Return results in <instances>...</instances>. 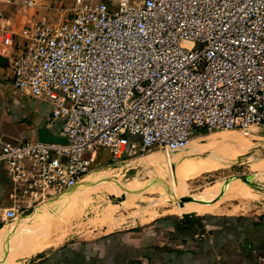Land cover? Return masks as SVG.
I'll use <instances>...</instances> for the list:
<instances>
[{
    "label": "built area",
    "instance_id": "2783aa9c",
    "mask_svg": "<svg viewBox=\"0 0 264 264\" xmlns=\"http://www.w3.org/2000/svg\"><path fill=\"white\" fill-rule=\"evenodd\" d=\"M22 35L16 91L50 102L68 142L0 137L6 223L74 188L103 150L117 163L184 151L196 130L264 129V0H74L71 18L43 13Z\"/></svg>",
    "mask_w": 264,
    "mask_h": 264
},
{
    "label": "crops",
    "instance_id": "0c3cea01",
    "mask_svg": "<svg viewBox=\"0 0 264 264\" xmlns=\"http://www.w3.org/2000/svg\"><path fill=\"white\" fill-rule=\"evenodd\" d=\"M26 1L0 0V137L13 144L37 140L42 125L61 134L63 124L53 119L50 102L17 93L13 62L24 51V29L33 26L43 13L52 20H66L73 6L71 0H35L37 7L31 8ZM101 156L107 159L109 154L103 150ZM215 159V155L210 158ZM9 187L0 166V246L14 235L10 241L19 245V255L15 252L18 246L8 253L23 257L24 264H254L264 253V204L251 212L209 211L217 197L215 191L209 192L211 198L191 199L184 207L179 204V216H164L146 227L106 232L54 247L55 229L48 225L53 216H33L54 198L18 219L23 221L15 228L2 229L4 210L10 205ZM187 214L195 216L186 219L183 215ZM39 238L47 242L41 243ZM0 264H5L1 257Z\"/></svg>",
    "mask_w": 264,
    "mask_h": 264
},
{
    "label": "rangeland",
    "instance_id": "374dc122",
    "mask_svg": "<svg viewBox=\"0 0 264 264\" xmlns=\"http://www.w3.org/2000/svg\"><path fill=\"white\" fill-rule=\"evenodd\" d=\"M71 6H74V0H71ZM67 8L65 6L64 9ZM71 14V11L67 12L69 15L67 18H71ZM263 141L264 129H254L250 135L240 131L207 133L204 130H196L187 149L178 153H171L172 155L166 154L163 150H155L144 156L125 158L117 163H110L108 159L100 156L88 174L106 177L103 186L89 191L79 204L74 203L73 200L82 194L80 186L56 198L54 197L53 202L55 199L64 197V195H69L72 201L66 204L59 214L66 221L62 222L64 225L62 230H54L51 245L57 247L67 242L92 239L106 232L146 227L152 225L160 217L179 216L177 208L181 199L211 198L216 195L217 197H213L210 203L209 211L241 213L254 211L264 204V173L261 174V169L258 171L253 168L256 163H244L235 160L228 162L229 164L226 163L225 166H213L214 164H211L213 161L219 162L221 160L217 154L210 150L198 154L192 150L194 147L205 148L211 144H219L227 147L226 153L222 155L223 160L236 156L240 157L238 153H243L247 149L252 150L251 156H260L263 159ZM166 155L170 156L171 159L167 158ZM212 155H215L217 159L210 160ZM161 156L164 158L162 161L165 167L164 171L171 176L170 160L174 163L176 161V165L177 163L184 164V170L193 171L195 175L178 178L174 181L165 180L167 185L158 184L157 181L161 176L159 171L147 163ZM244 179H249V181L245 182ZM135 180H143L142 182L147 180V182L144 187L132 192L133 194L126 193L125 189L129 188ZM250 182L254 185L253 191L248 195L241 194L239 189L247 188ZM211 191L216 193L210 196L209 192ZM182 196L186 197L182 198ZM49 203L50 201L44 206ZM17 220L2 224V229L4 226L15 228L23 221ZM48 225L52 227L54 225L53 220H50ZM13 237L14 235H11L8 241L0 246L1 262L24 264L25 259L23 257L18 256L20 259H17L14 254L11 256L8 253L13 251L15 246H18L15 248V252L19 255V245H14L10 241ZM28 259L30 258H26V260Z\"/></svg>",
    "mask_w": 264,
    "mask_h": 264
},
{
    "label": "bare ground",
    "instance_id": "6f19581e",
    "mask_svg": "<svg viewBox=\"0 0 264 264\" xmlns=\"http://www.w3.org/2000/svg\"><path fill=\"white\" fill-rule=\"evenodd\" d=\"M211 141H213V140H211ZM199 148L198 147H194L192 152L200 154V153L207 152L208 150H210L211 152L217 154L220 157L219 159H221V160L219 162L213 161V163H211V164H214L213 166H218V167L220 165H224L225 166L226 163L231 162V161H235V160L238 161V162L241 161V162H244V163H250V162L253 163L254 162L256 164L253 165V168L256 169V170L261 169V174L264 173V158L262 159L260 156H251L250 154H251L252 150H250V149H247V150L243 151V153H238V155L240 157L236 156L234 158H229L228 160L227 159L223 160V156L222 155L224 153H226V151H227V147L225 145L211 144L208 147H205V148L203 147V148H200V149ZM169 155H172V154H169ZM167 158L171 159L170 156L169 157L167 156ZM163 159L164 158L161 156V157H157L156 159H154L151 162L147 163L148 165H151V166L155 167L159 171L161 176H160V178L157 181L158 184L167 185L168 183L165 180L174 181V180H176L178 178L190 177L191 175H195V172H193V171L184 170V168H185L184 164H182V163L178 164L177 163V165H176L175 164L176 161L174 163L172 160H170V162H171V174H172V176H171L169 173L164 171L165 167L162 164V161H164ZM166 168H168V167H166ZM105 181H106V177H99V176H97V174L91 175V173H90V174H87L74 188H72L71 190L63 192L60 195H63L66 192L72 191L75 188H77V186H80V188L82 190V194L80 196H77V198L73 200L74 203H78L79 204V203L82 202L83 197L86 194H88L89 191L94 190V189H96V188H98L100 186H103L105 184ZM142 181L135 180L131 184V186H129V188L125 189L126 193L133 194L132 192H134L136 190H139L141 187H144L146 182H147V180H144V182H142ZM252 185L253 184L250 182V183H248L247 188L246 187L240 188L239 190H240L241 194L248 195L249 193H251V191H253V189H254V185L253 186ZM60 195H57V196H60ZM55 200H54V202L51 201L45 207H40L39 209H37L33 216L36 217V219L40 218V217H43L45 215L53 216V222H54L53 229L62 230L63 229L62 226H64L62 224V222H64L65 219L63 217H60L59 213L62 212V208L66 204H68L69 202L72 201V198L69 195L68 196L64 195V197L58 198L56 201ZM39 242L46 243L47 241L45 240V238H39Z\"/></svg>",
    "mask_w": 264,
    "mask_h": 264
},
{
    "label": "water",
    "instance_id": "95a60500",
    "mask_svg": "<svg viewBox=\"0 0 264 264\" xmlns=\"http://www.w3.org/2000/svg\"><path fill=\"white\" fill-rule=\"evenodd\" d=\"M36 133H37V140L42 143L66 145L68 142L66 138L62 137L60 134L55 132L53 129L47 127L46 125H42L41 127H39ZM244 180L245 182L249 181V179H244ZM190 201H191L190 199H181L179 204L181 207H184ZM193 216H195V214L183 215V217L186 219Z\"/></svg>",
    "mask_w": 264,
    "mask_h": 264
},
{
    "label": "trees",
    "instance_id": "16d2710c",
    "mask_svg": "<svg viewBox=\"0 0 264 264\" xmlns=\"http://www.w3.org/2000/svg\"><path fill=\"white\" fill-rule=\"evenodd\" d=\"M101 152H102V151H101ZM101 152H100V154H99V157L101 156ZM99 157H98V160L100 159ZM107 159L109 160L110 163H113V161L110 159V157H108Z\"/></svg>",
    "mask_w": 264,
    "mask_h": 264
}]
</instances>
